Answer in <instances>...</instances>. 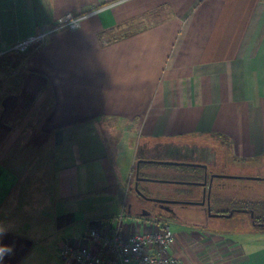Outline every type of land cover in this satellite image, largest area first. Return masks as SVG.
<instances>
[{
  "label": "crops",
  "instance_id": "1",
  "mask_svg": "<svg viewBox=\"0 0 264 264\" xmlns=\"http://www.w3.org/2000/svg\"><path fill=\"white\" fill-rule=\"evenodd\" d=\"M69 13H86L78 29L16 54L17 74L0 67V244L13 247L0 264H79L59 246L91 248L89 231L122 213L123 237L156 230L160 218L132 190L141 153H219L221 141L222 166L264 162V0H0V49ZM156 164L152 178L171 174ZM188 185L195 196L182 199L202 200ZM187 210L191 221L172 219L186 228L173 230L171 255L264 264V227L249 210L222 221Z\"/></svg>",
  "mask_w": 264,
  "mask_h": 264
},
{
  "label": "built area",
  "instance_id": "2",
  "mask_svg": "<svg viewBox=\"0 0 264 264\" xmlns=\"http://www.w3.org/2000/svg\"><path fill=\"white\" fill-rule=\"evenodd\" d=\"M85 17L86 13H69L58 25L44 28L7 50L0 49V58L8 53L26 54L31 48L45 43L58 30L78 29ZM13 72L17 74L16 70ZM124 219L125 215L122 213L111 225L90 230L87 237L91 241V248L73 247L68 242L62 244L58 250L60 257L73 259L79 264H187L170 254L176 238L169 222L159 221L154 231L137 232L123 237Z\"/></svg>",
  "mask_w": 264,
  "mask_h": 264
},
{
  "label": "trees",
  "instance_id": "3",
  "mask_svg": "<svg viewBox=\"0 0 264 264\" xmlns=\"http://www.w3.org/2000/svg\"><path fill=\"white\" fill-rule=\"evenodd\" d=\"M84 14V13H83ZM34 48H31L29 52L33 51ZM14 53H8L3 58H0V67H3L8 74H12V72L17 69V61L15 59ZM150 163H141L139 168V174L140 176L144 177H152L151 174L146 171V168L149 167ZM156 167H165L169 168L170 175L167 176V178L164 179H170V180H184V181H195V182H202L205 180V171L199 167V166H181V165H165V164H156ZM258 180H264V177H261V179ZM221 181L218 179H215L214 186L211 191V210L213 213H224L229 214L231 211H240V210H249L250 213H252V221L254 225L258 227H264V199H258L257 197H250V196H242V195H229L226 194L224 191L227 189L225 188H219L216 187V184ZM148 181H140L139 182V189L143 191L148 196H151L149 193L150 188L146 185L148 184ZM163 186H172L175 187L174 192L171 191V189L163 188L159 192V195L152 196V197H159L163 195L171 196L169 198H175L177 196V199H182L185 195H188L189 197H194L195 191L190 189H181L180 187H183V184H169V183H162ZM195 188L194 185H188V187ZM177 187V188H176ZM201 187V186H199ZM233 187H229V189H232ZM236 189V188H235ZM134 190L138 196V192L134 188ZM173 190V189H172ZM158 192V191H157ZM187 197V198H189ZM143 198V197H142ZM176 199V198H175ZM188 200H197V199H188ZM192 207L196 209H202L207 211V205L205 206H187ZM233 212V213H234ZM208 215V213H207ZM160 219L159 221H166L169 222V220L175 219L174 216H163L161 214L157 215ZM158 221V222H159Z\"/></svg>",
  "mask_w": 264,
  "mask_h": 264
},
{
  "label": "water",
  "instance_id": "4",
  "mask_svg": "<svg viewBox=\"0 0 264 264\" xmlns=\"http://www.w3.org/2000/svg\"><path fill=\"white\" fill-rule=\"evenodd\" d=\"M181 147L175 146L171 148L170 146H164L162 148H156L154 152L150 155H142L138 161V169H137V176L135 182V189L138 194L148 201H152L167 211H172L175 208V205L181 204L185 207L187 206H205L207 205V212L208 216L212 217H221V216H230L233 214L234 211H231L229 214H222V213H213L211 210V191H212V183L215 177H222V178H247V179H261V177H238V176H229L225 174H213L211 176L210 184L208 185L207 180L205 179L202 182H195V181H184V180H170V179H160V178H152V177H144L140 176L139 168L141 163H160V164H167V165H181V166H199L207 168V162L201 159H193L188 160L185 155H180ZM195 150V149H194ZM193 150V151H194ZM198 151V150H196ZM179 152V154H178ZM140 181H149V182H163V183H176V184H189V185H198L203 187V197L202 200H188V199H175V198H162V197H152L148 196L143 191L139 189V182ZM137 215L139 216H153V213L147 209H143V211L139 212Z\"/></svg>",
  "mask_w": 264,
  "mask_h": 264
},
{
  "label": "rangeland",
  "instance_id": "5",
  "mask_svg": "<svg viewBox=\"0 0 264 264\" xmlns=\"http://www.w3.org/2000/svg\"><path fill=\"white\" fill-rule=\"evenodd\" d=\"M217 145V149L219 150V153L224 156L225 153H227V146L225 142H221L218 141L217 143H215ZM234 163V162H233ZM223 174L225 175H229V176H238V177H264V162L262 164H260L257 167H243V166H238L236 164H232V162L228 165H224L221 166L219 169ZM246 181L248 180L247 178H243V179H233V178H224L223 179V183L227 185V189L224 191L226 194L229 195H248L251 197H257L258 199H264V181L262 180H251V184H253L254 186L252 188H250V186H243L242 184L244 183H239L241 181ZM229 185V186H228ZM163 188H168V189H173L172 186H162ZM229 187H233L232 189H229ZM242 187H248V191H242L241 188ZM236 188V189H235ZM134 192V191H133ZM165 198V197H162ZM144 204L154 207V208H158L160 207L159 204H156L152 201H148V200H144L143 202ZM176 208H178L179 210L182 209H189L190 207H185L181 204H177L175 205ZM191 211L193 212V210H196L194 208H190ZM227 218L224 217H219L216 218L217 221H222V220H226ZM138 225H141V223L138 221L137 222ZM156 224H154L155 226ZM169 225L171 227L172 230L174 231H182L186 228V226H184L183 224H179V222H176L174 220H169ZM140 227V226H139ZM185 227V228H184Z\"/></svg>",
  "mask_w": 264,
  "mask_h": 264
},
{
  "label": "flooded vegetation",
  "instance_id": "6",
  "mask_svg": "<svg viewBox=\"0 0 264 264\" xmlns=\"http://www.w3.org/2000/svg\"><path fill=\"white\" fill-rule=\"evenodd\" d=\"M194 149L185 148V150H183V152H180V155H185L188 158V160L204 159L205 162H207V168H206L207 176L205 175V179L207 180L208 185H209L210 181H211V176L213 174H223L219 169H220V166H222V164L224 163V157L222 154L219 155V153H216L214 151H212L210 153V152H205L203 150L201 151L198 148H194ZM196 150H198V151H196ZM178 154H179V152H178ZM215 179L222 180V177H215L213 179L212 188L215 187L214 186ZM226 186H227L226 184L221 183V182H218L216 184V187H219V188H225ZM142 206L149 208V206L146 204H142ZM131 207L133 208L134 204H131ZM152 208L154 209L153 211H155V213H157V215L162 214V211H164L163 209H161L159 207L158 208L152 207ZM187 211H188L187 209L179 210L178 208H174L172 211H170L168 213L170 216H174L175 218H178L180 220L191 221V219L187 218ZM202 211L205 214L208 213L206 210H202ZM194 222H198V224H200V225L203 224L201 220H196V221L194 220Z\"/></svg>",
  "mask_w": 264,
  "mask_h": 264
},
{
  "label": "clouds",
  "instance_id": "7",
  "mask_svg": "<svg viewBox=\"0 0 264 264\" xmlns=\"http://www.w3.org/2000/svg\"><path fill=\"white\" fill-rule=\"evenodd\" d=\"M7 226L0 224V238H2L7 232ZM13 253V247L8 245L0 244V262H2L7 255H11Z\"/></svg>",
  "mask_w": 264,
  "mask_h": 264
}]
</instances>
